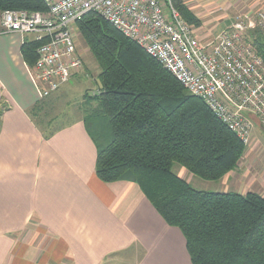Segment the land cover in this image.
<instances>
[{
  "label": "trees",
  "instance_id": "16d2710c",
  "mask_svg": "<svg viewBox=\"0 0 264 264\" xmlns=\"http://www.w3.org/2000/svg\"><path fill=\"white\" fill-rule=\"evenodd\" d=\"M173 1L190 24L200 25L184 0ZM9 9L46 11V5L0 0V13ZM75 26L100 66L93 109L108 116L105 126L87 122L97 147V176L138 184L165 222L180 229L192 264H264V195L199 190L173 170L178 163L203 179H221L237 167L245 144L102 16L88 13ZM249 33L264 57V35ZM37 46H22L29 65L36 62Z\"/></svg>",
  "mask_w": 264,
  "mask_h": 264
},
{
  "label": "crops",
  "instance_id": "0c3cea01",
  "mask_svg": "<svg viewBox=\"0 0 264 264\" xmlns=\"http://www.w3.org/2000/svg\"><path fill=\"white\" fill-rule=\"evenodd\" d=\"M1 28L0 264H108L111 252L137 246V264H192L180 229L138 184L97 176L86 116L50 133L37 125L34 109L46 96L22 53L33 35Z\"/></svg>",
  "mask_w": 264,
  "mask_h": 264
},
{
  "label": "built area",
  "instance_id": "2783aa9c",
  "mask_svg": "<svg viewBox=\"0 0 264 264\" xmlns=\"http://www.w3.org/2000/svg\"><path fill=\"white\" fill-rule=\"evenodd\" d=\"M46 11L5 10L1 32L33 35L37 80L48 96L66 84L84 59L73 33L95 12L169 70L188 92L246 145L264 130V57L249 31L264 34V4L210 37H202L173 0H42Z\"/></svg>",
  "mask_w": 264,
  "mask_h": 264
},
{
  "label": "rangeland",
  "instance_id": "374dc122",
  "mask_svg": "<svg viewBox=\"0 0 264 264\" xmlns=\"http://www.w3.org/2000/svg\"><path fill=\"white\" fill-rule=\"evenodd\" d=\"M189 9L200 19V25H194L202 37H210L220 30L227 28L234 21L245 15L253 17L254 11L260 4L259 0H184ZM12 10V9H9ZM1 18V13H0ZM257 35H264L263 30L255 27L250 30ZM73 33L77 47L84 59V66L77 70L71 79L65 84L67 88L61 89L46 96L41 104L34 109L33 116L39 127L49 133L57 127L69 124L80 116L87 117L93 127L96 123L105 122L108 116L98 113L93 108L98 100L93 98L100 89L98 75L100 66L87 47L82 34L77 26ZM94 110V111H93ZM245 151L239 160L237 167L218 180H206L187 172L183 178L196 189L204 191H249L264 195V130L258 126L253 130L252 138L245 145ZM185 169L175 163L173 170L182 174ZM183 175V174H182ZM137 246V245H136ZM119 253H110L108 264H137L135 257H141L143 248L137 246ZM134 257V258H133ZM133 258V259H132Z\"/></svg>",
  "mask_w": 264,
  "mask_h": 264
}]
</instances>
